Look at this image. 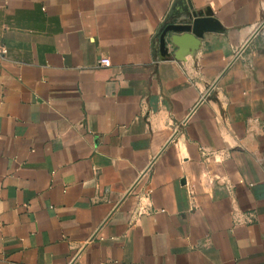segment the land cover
Instances as JSON below:
<instances>
[{"label": "crops", "instance_id": "obj_1", "mask_svg": "<svg viewBox=\"0 0 264 264\" xmlns=\"http://www.w3.org/2000/svg\"><path fill=\"white\" fill-rule=\"evenodd\" d=\"M173 1L0 0V264H264V0Z\"/></svg>", "mask_w": 264, "mask_h": 264}, {"label": "water", "instance_id": "obj_2", "mask_svg": "<svg viewBox=\"0 0 264 264\" xmlns=\"http://www.w3.org/2000/svg\"><path fill=\"white\" fill-rule=\"evenodd\" d=\"M223 32L219 22L207 11H195L189 0H174L156 34L159 57L182 61L185 46H190L192 55L204 34Z\"/></svg>", "mask_w": 264, "mask_h": 264}, {"label": "built area", "instance_id": "obj_3", "mask_svg": "<svg viewBox=\"0 0 264 264\" xmlns=\"http://www.w3.org/2000/svg\"><path fill=\"white\" fill-rule=\"evenodd\" d=\"M99 66H102L104 68L110 67V60L107 57H103L99 60Z\"/></svg>", "mask_w": 264, "mask_h": 264}]
</instances>
